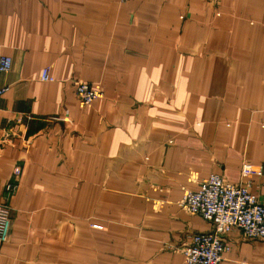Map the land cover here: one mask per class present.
<instances>
[{
    "label": "crops",
    "instance_id": "1",
    "mask_svg": "<svg viewBox=\"0 0 264 264\" xmlns=\"http://www.w3.org/2000/svg\"><path fill=\"white\" fill-rule=\"evenodd\" d=\"M1 56L0 264H183L212 228L184 192L243 164L264 205V0H0ZM221 238L220 264H264Z\"/></svg>",
    "mask_w": 264,
    "mask_h": 264
},
{
    "label": "built area",
    "instance_id": "2",
    "mask_svg": "<svg viewBox=\"0 0 264 264\" xmlns=\"http://www.w3.org/2000/svg\"><path fill=\"white\" fill-rule=\"evenodd\" d=\"M11 65L8 56L0 57V71H6ZM41 81H53L48 68L40 72ZM79 103L87 105L102 97L99 84H90L81 80H72ZM3 90H0V93ZM16 175L19 171L16 170ZM241 180L229 182L218 174H210L200 182L196 190L186 191L180 205L191 214L201 216L211 223V230L193 232L183 246V264H220L226 244L222 234L238 230L246 238L264 239V205L250 191L252 175L260 176L263 170H252L246 164L241 167ZM7 194H13L16 184L5 187ZM10 206L0 202V241H5L10 232Z\"/></svg>",
    "mask_w": 264,
    "mask_h": 264
}]
</instances>
